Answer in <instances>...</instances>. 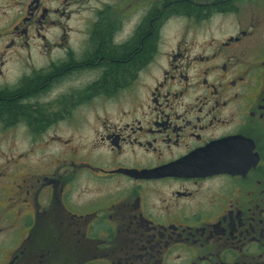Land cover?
I'll list each match as a JSON object with an SVG mask.
<instances>
[{
  "label": "flooded vegetation",
  "instance_id": "1",
  "mask_svg": "<svg viewBox=\"0 0 264 264\" xmlns=\"http://www.w3.org/2000/svg\"><path fill=\"white\" fill-rule=\"evenodd\" d=\"M0 93V264H264V0H0Z\"/></svg>",
  "mask_w": 264,
  "mask_h": 264
},
{
  "label": "trees",
  "instance_id": "2",
  "mask_svg": "<svg viewBox=\"0 0 264 264\" xmlns=\"http://www.w3.org/2000/svg\"><path fill=\"white\" fill-rule=\"evenodd\" d=\"M171 9H181L188 11L189 7L187 3L178 1L171 4ZM155 15H151L153 19ZM150 26H146L145 30H139L133 40V46L131 54L128 52L129 49L113 50L109 47L107 42H103V48L101 50L102 62L105 63L106 59L110 58V66L114 69V74L116 73V83L127 76L128 69L137 68V66L142 63L151 53L153 40L152 36L154 32L150 29ZM153 33V34H152ZM142 41V42H141ZM31 87V85H27ZM18 99L13 96V94L0 93V118H5L7 120H12L14 116L18 113Z\"/></svg>",
  "mask_w": 264,
  "mask_h": 264
},
{
  "label": "rangeland",
  "instance_id": "3",
  "mask_svg": "<svg viewBox=\"0 0 264 264\" xmlns=\"http://www.w3.org/2000/svg\"><path fill=\"white\" fill-rule=\"evenodd\" d=\"M178 30L175 29L174 27H167L165 28V31L163 32V39L167 42H170L173 40V36L174 34H176ZM13 131L10 132V134L4 133L1 134L0 133V164L4 162V168L6 170H15L21 174L24 172H27L29 170V166L27 162H31L36 158V156H32L29 154V152H27L28 155V160L24 161V163H15L14 162H9V164L11 163L12 165H9L7 163H5V160H9V159H14L16 160L17 158V154L19 152H23L24 150L29 149L30 151V146H28L27 144H24L20 141H18V139H16L15 137H13ZM26 143V142H25ZM39 158V157H37ZM14 173H11L10 175V180L12 179Z\"/></svg>",
  "mask_w": 264,
  "mask_h": 264
}]
</instances>
